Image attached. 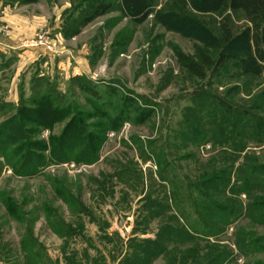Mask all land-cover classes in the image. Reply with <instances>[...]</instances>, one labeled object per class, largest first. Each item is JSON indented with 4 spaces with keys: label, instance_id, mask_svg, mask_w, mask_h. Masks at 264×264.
Masks as SVG:
<instances>
[{
    "label": "rangeland",
    "instance_id": "374dc122",
    "mask_svg": "<svg viewBox=\"0 0 264 264\" xmlns=\"http://www.w3.org/2000/svg\"><path fill=\"white\" fill-rule=\"evenodd\" d=\"M155 1L0 0V264H264V22Z\"/></svg>",
    "mask_w": 264,
    "mask_h": 264
},
{
    "label": "trees",
    "instance_id": "16d2710c",
    "mask_svg": "<svg viewBox=\"0 0 264 264\" xmlns=\"http://www.w3.org/2000/svg\"><path fill=\"white\" fill-rule=\"evenodd\" d=\"M35 2H37V0H25L26 4ZM118 2L123 16L136 24L144 22L155 12V0H118ZM200 3L203 12L206 13L221 15L222 12L228 10L241 11L250 24L259 25V23L264 22V0H201ZM96 11V15L100 16L107 13L109 9L102 6L101 9ZM221 31L223 33L224 41L227 44L231 39V35L226 23L221 24ZM177 56L192 74L198 78H203L202 68L200 65L185 58L181 59L180 55ZM202 60L208 68L212 66L208 59L202 58ZM241 62L242 60L236 58L234 55L221 54L214 64L215 67L223 69L228 64L241 66Z\"/></svg>",
    "mask_w": 264,
    "mask_h": 264
}]
</instances>
